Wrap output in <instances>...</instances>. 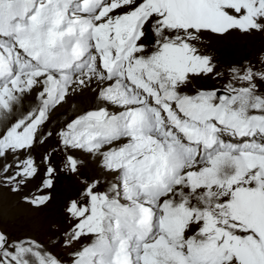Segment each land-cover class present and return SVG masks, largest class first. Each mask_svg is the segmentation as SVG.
Masks as SVG:
<instances>
[{
  "label": "snow or ice",
  "instance_id": "1",
  "mask_svg": "<svg viewBox=\"0 0 264 264\" xmlns=\"http://www.w3.org/2000/svg\"><path fill=\"white\" fill-rule=\"evenodd\" d=\"M257 35L264 0H0V188L81 185L67 264H264V51H207ZM0 264L65 261L0 232Z\"/></svg>",
  "mask_w": 264,
  "mask_h": 264
},
{
  "label": "rangeland",
  "instance_id": "2",
  "mask_svg": "<svg viewBox=\"0 0 264 264\" xmlns=\"http://www.w3.org/2000/svg\"><path fill=\"white\" fill-rule=\"evenodd\" d=\"M207 51L213 53L222 65L238 63L245 59L255 61L257 55L264 51V36H236L225 41H212L208 44ZM222 83V80H204L198 81L197 85L205 88H220ZM64 111L65 108L61 110V113ZM59 115L63 120L64 116ZM50 143L55 144L56 141L53 139ZM56 158L59 159V156L57 155ZM37 159H39V154H37ZM88 171L99 174L94 163L91 169L85 170V174ZM29 187L33 189L32 194L35 195V185ZM80 187L81 185L74 178L62 175L52 191V203L48 208L39 211L21 202V197L25 195V192L13 193L7 188H0V232L7 233L13 239L38 241L67 264L69 250L62 249L57 243L64 230L70 227L64 221L61 209L69 197L76 195ZM83 243H88V240H84Z\"/></svg>",
  "mask_w": 264,
  "mask_h": 264
},
{
  "label": "bare ground",
  "instance_id": "3",
  "mask_svg": "<svg viewBox=\"0 0 264 264\" xmlns=\"http://www.w3.org/2000/svg\"><path fill=\"white\" fill-rule=\"evenodd\" d=\"M60 114H62L63 116H64V114H66L67 115V117H69V116H72V112L70 111V109H69V106H65V111L63 112V113H60ZM61 115V116H62ZM62 118V117H61ZM64 118H65V116H64ZM86 242V241H85Z\"/></svg>",
  "mask_w": 264,
  "mask_h": 264
}]
</instances>
